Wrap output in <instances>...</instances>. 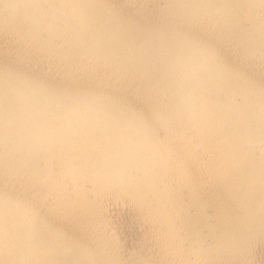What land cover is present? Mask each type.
<instances>
[{
    "label": "clouds",
    "instance_id": "obj_1",
    "mask_svg": "<svg viewBox=\"0 0 264 264\" xmlns=\"http://www.w3.org/2000/svg\"><path fill=\"white\" fill-rule=\"evenodd\" d=\"M0 264H264V0H0Z\"/></svg>",
    "mask_w": 264,
    "mask_h": 264
}]
</instances>
